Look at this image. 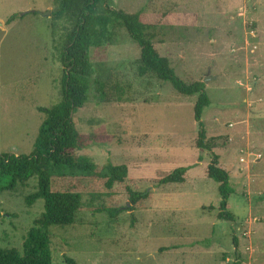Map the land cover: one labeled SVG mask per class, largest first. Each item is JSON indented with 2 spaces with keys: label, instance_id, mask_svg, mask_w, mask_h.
<instances>
[{
  "label": "rangeland",
  "instance_id": "obj_1",
  "mask_svg": "<svg viewBox=\"0 0 264 264\" xmlns=\"http://www.w3.org/2000/svg\"><path fill=\"white\" fill-rule=\"evenodd\" d=\"M107 6L140 11L156 25L154 47L177 75L205 83L211 104L202 121L214 147L196 146L197 95L140 76V47L116 30L111 44L90 52L93 86L74 114L88 141L77 154L126 164L129 181L141 179L133 186L149 188L150 198L110 217L95 208L126 205L124 190L83 192L75 222L51 227L53 264H264V0H101L98 11ZM57 8L55 0H0V153L30 154L46 118L39 108L61 100L60 53L72 23L54 18ZM211 152L230 174L235 222L218 219V184L207 176ZM182 166L189 167L184 182H154ZM36 189L33 177L0 192L1 247L22 250L44 211L43 199L26 202Z\"/></svg>",
  "mask_w": 264,
  "mask_h": 264
},
{
  "label": "trees",
  "instance_id": "obj_2",
  "mask_svg": "<svg viewBox=\"0 0 264 264\" xmlns=\"http://www.w3.org/2000/svg\"><path fill=\"white\" fill-rule=\"evenodd\" d=\"M100 1L55 0L58 8L53 11V17L66 18L72 23L60 53L61 100L50 108H39L46 118L30 154L0 153V192L14 190L18 184L36 177L37 189L26 197V202L31 205L43 199L44 211L28 230L22 250L0 246V264H53L51 227L69 226L75 222L83 205V192L111 196L124 190L128 198L126 205L112 203L95 208V211L107 212L110 217H116L124 210L133 211L150 198L149 188L138 190L133 186L141 179L131 178L129 181L126 164L108 161L100 165L85 154H77L88 141V136L76 127L74 114L86 104L93 86L91 78L95 69L90 52L93 49L98 53L111 44L116 30L125 29L140 47V76L154 75L170 82L178 93L197 95L194 105V118L198 124L196 146L201 151H211L214 147V143L207 139L202 121L205 108L211 104L205 83L200 80L186 82L177 75L169 60L154 47L156 25L146 23L140 11L127 13L107 6L100 12ZM15 17L10 16L7 23ZM94 82L100 95L105 96L104 85ZM199 159L202 160V156ZM188 168H176L156 177L154 182L157 185L182 183ZM207 176L218 184L221 197L218 219L235 222L228 208V199L235 189L229 172L219 165V157L214 152H211V161L207 165ZM233 240L237 244L236 238ZM66 262L76 264L71 258H66Z\"/></svg>",
  "mask_w": 264,
  "mask_h": 264
},
{
  "label": "water",
  "instance_id": "obj_3",
  "mask_svg": "<svg viewBox=\"0 0 264 264\" xmlns=\"http://www.w3.org/2000/svg\"><path fill=\"white\" fill-rule=\"evenodd\" d=\"M41 14L47 16V15H50V11L47 10L46 12H43V13H41Z\"/></svg>",
  "mask_w": 264,
  "mask_h": 264
}]
</instances>
